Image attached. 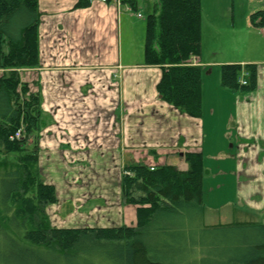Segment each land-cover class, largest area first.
I'll use <instances>...</instances> for the list:
<instances>
[{
	"label": "trees",
	"instance_id": "16d2710c",
	"mask_svg": "<svg viewBox=\"0 0 264 264\" xmlns=\"http://www.w3.org/2000/svg\"><path fill=\"white\" fill-rule=\"evenodd\" d=\"M91 0H78L75 8ZM264 25V10L251 15ZM39 0H0V257L16 264H264V223L237 221L205 225V155L188 150V166L124 165L123 202L136 207L135 224L56 227L45 206L57 201L56 188L38 170L41 96L21 80L19 69L40 63ZM145 64L159 66L161 99L202 118L203 65L201 0H158L146 18ZM249 75L240 83L242 69ZM222 86L251 91L258 67L221 65ZM25 127L21 138L16 131ZM34 134L33 145L27 146ZM10 155L12 157H10ZM48 253V254H47ZM51 255L52 261L47 259ZM97 255V259L94 257Z\"/></svg>",
	"mask_w": 264,
	"mask_h": 264
},
{
	"label": "crops",
	"instance_id": "0c3cea01",
	"mask_svg": "<svg viewBox=\"0 0 264 264\" xmlns=\"http://www.w3.org/2000/svg\"><path fill=\"white\" fill-rule=\"evenodd\" d=\"M77 1L39 0L40 64L38 67L19 70L21 80L28 83L32 92L40 94L42 115H48L47 118L52 119V122L50 121L51 123L43 129H51L42 140H46L44 146L50 149L51 145L48 142L55 140L53 137H56L60 129L67 135L64 140L71 138L69 142L80 134L82 137L81 132H84L86 125L90 126V130L93 127L91 137L93 136L92 140L95 142L97 126L102 125L98 129V135L103 137L101 134L108 131L111 141H113L112 136L116 138L118 135L115 142L117 145L115 147L97 145L96 141L95 146L89 145L87 149L85 148L88 157L95 155L96 148L101 146L102 149L116 152L121 148L125 152L128 149L142 152L139 157L146 159L145 162L138 160L139 162L134 163L149 165L153 164L151 163L153 157L149 155L152 150L158 157L156 160L160 161L171 158L170 154L177 149L182 150V146H190L188 149L185 148V151L197 150L204 153L203 118L189 116L163 102L156 90L162 73L161 68L145 64V51L143 62L137 61L134 57L142 58V49L137 47L134 51L129 47L131 39H138L144 49L146 26L144 18L154 12L158 0H121L120 5L91 0L89 6L75 8ZM207 3L205 9L202 5V43L206 41L208 45L214 47L213 56L216 58L200 62V65L207 67L209 73L213 71V66L217 65L220 71L221 65L228 63H239L242 66L255 64L258 67V84L254 90L231 91L224 88L221 83L219 88L232 93L238 110L237 115L231 118L229 128L223 131V138L239 143L237 154L239 159L236 160L237 156L233 158L236 169L240 172L239 178L241 179L242 176L245 178L240 182L249 181L253 183V187L264 190V41L261 44L259 42L257 55L252 54L251 51L254 43L257 47L254 37L259 36L264 40V33H261L259 27L251 20L253 13L264 10V0H207ZM129 5L132 8H129ZM139 13L142 16H139ZM250 44L251 48L247 50L250 54L244 57L241 48H247L246 45ZM225 46H230L229 53H224L220 48ZM133 52L136 55H133ZM201 55L197 57L200 61ZM251 55L255 56L251 58ZM2 71L0 70V73ZM242 71L247 70L243 68ZM205 74L204 72V79ZM101 76L110 80L116 78L118 82L114 89L116 96L114 100L117 101V105L110 113L109 120L106 119L108 125L106 120L97 121V89L98 92L101 90L97 87V78ZM91 100L93 104L89 105ZM141 100H144L143 103L137 106V102ZM122 105L128 109L126 117L120 116L125 109H121ZM86 108L95 112L93 121L86 122L84 118L76 120L78 112ZM149 113L153 114L150 116ZM42 118L46 119L44 115ZM72 118L73 120L70 121ZM62 119L65 120L62 122ZM61 122L64 127L59 126ZM73 125L77 128H70ZM103 126L108 127L107 130L103 129ZM231 127L235 128L233 132L229 130ZM122 133L124 137L119 139V134ZM167 140L174 141L172 144L174 150L164 143ZM101 141L106 140L104 138ZM139 142H142L144 148L138 145ZM69 144L71 143L62 145L67 148L73 147ZM85 149L70 152L80 156L86 152ZM66 150L62 149L61 152L66 153ZM184 153L181 152L180 156H184ZM224 154L226 157L231 156L226 152ZM139 157L134 156L135 159ZM259 157L263 159L261 162ZM254 159L257 161L256 165ZM249 160H252L253 166L248 163ZM168 163L181 169H186L188 166L185 159L183 162L172 160ZM154 164L163 163L154 162ZM247 214L251 215L254 212ZM129 216L133 221V215Z\"/></svg>",
	"mask_w": 264,
	"mask_h": 264
},
{
	"label": "rangeland",
	"instance_id": "374dc122",
	"mask_svg": "<svg viewBox=\"0 0 264 264\" xmlns=\"http://www.w3.org/2000/svg\"><path fill=\"white\" fill-rule=\"evenodd\" d=\"M201 2L205 9L208 5L207 0H201ZM146 18L147 15L144 20H146ZM145 36L146 26L144 33V43ZM254 39L257 47L254 43V47L251 51H253L252 54L257 55L256 52L259 51V46L264 40L259 38V36L257 38L254 37ZM125 42L128 43L127 39H125ZM130 43L131 45H129V47L133 48L134 51L137 47L142 49V58L134 57L137 61L142 63L144 56L143 52L145 51L141 45L142 42H139L138 39H131ZM246 47L247 48H241L242 54L245 55L244 57L249 56L250 52L247 50L248 48H251V44L246 45ZM126 48L127 45L125 43V49ZM213 48L214 47L208 45L206 41H203L200 62H205L209 61L211 58H216V56H213V53L215 52ZM220 48L224 53H229L231 50L230 46ZM133 55H136L135 52H133ZM254 56L255 55H251L250 57L253 58ZM203 67V70L206 73L205 79L203 75L205 96L203 103L204 111L202 116V123H205L204 131L202 130L205 136V175L203 181V200L205 207L204 224H224L246 220L264 223V190H260L259 188H256V186L253 187L252 182H240L245 178L244 176H242L241 179L239 178L240 172L237 171L235 160L233 158V156L236 157L238 154L239 143H234L232 140L227 141L223 138V131L229 128L231 118L235 117L238 113L235 101H233L232 93L219 88V83L222 85V79L221 69L219 71V67L217 65L213 66V71L210 73L206 69L207 67ZM3 72L4 70L0 73V76ZM248 75L249 73L246 71L243 72L241 76L246 77L245 79H247ZM115 79L116 78L110 80L105 76L97 78V87H100L99 89H101L99 92L97 89V121L104 122L106 119L109 120L111 116L110 113L114 111L115 106L117 105V101L114 100V97H116L114 94V89L117 87L118 82ZM143 101L144 100L138 101L137 106H141ZM162 101L165 102L164 100ZM88 104L92 105L93 101L91 100ZM149 105L152 106L151 104ZM124 108L125 106L122 105L121 109L123 110ZM127 110L128 109L125 108L121 112L120 116L126 117L125 114L127 113ZM58 111L62 112L61 110ZM79 114L82 115L79 116ZM94 114L95 112H93V109L86 108L85 110H80L78 112L76 115V120H82L84 118L86 122H88V120L92 122ZM152 114L153 113H149L150 116ZM43 115L46 117V119L42 118ZM43 115L41 116L40 124L42 127L38 132V170L42 180L45 183L54 185L56 188L57 201L54 203H49L45 206V211L51 224L56 227H106L120 226L122 224H135L136 207L133 205H126L123 202L121 177L124 165L139 162L138 160H141L140 162H145L144 160L146 159H141L142 157H139L141 156L142 152H137L131 149H128L125 152L122 148L118 149L116 152L115 150L102 149L103 147L101 146V148H96L97 152L95 155L88 157V152L86 149L89 147V145L92 147L95 146L96 141L97 145H107L109 147H115L117 145L115 142L118 135H116L117 137L115 136L116 138L112 136L113 141H111L108 131L101 134L107 142L101 141L104 138L98 135V129L102 125L97 126V139L95 142L92 140L93 136L91 137V135H93V127L90 130V126L86 125L84 132H81L82 137L80 134L78 137H75L76 139H73V141L70 142L69 140L71 138L64 140V137L67 135L60 129L56 133L57 138L53 137L55 140L48 142V144L51 145L50 149L46 148V146H44L46 145V140H42L45 138L46 134L51 132V129H43L47 124L52 122V119L47 118L48 115ZM64 120L62 119V122ZM72 120L73 118L70 119V121ZM60 121L61 120H59V123ZM139 121H141V118H139ZM62 122L59 124V126L64 127ZM108 123L109 122L107 121L106 125H108ZM70 128H77V126L74 127L73 125V127ZM107 128L108 127L103 126V129L107 130ZM231 128L229 130L233 132L235 128ZM23 133H25V127H23ZM123 137V133L119 134V139ZM78 138L80 139L78 140ZM89 138L90 140H88ZM33 139L34 134L29 136L27 143L29 148L33 145ZM83 139L84 141H82ZM66 143H71L73 147L70 146L67 148L66 146L62 145ZM77 143L82 145L80 146L81 148L79 145H77ZM164 143L169 146L168 148L175 149V147L172 146L174 143L173 140H167ZM138 145L142 146L143 144L142 142H139ZM142 147L144 148V146ZM146 147L147 146H145V148ZM189 147L182 146V150L177 149L176 152H172L170 154L172 155V159L165 158L161 159V161L158 159L156 160L158 157L154 155L156 153L151 149L152 151L149 152V155L153 157L151 158V163H153L152 165H155L154 162L168 163L172 160H175L176 162H183L184 156H180V153L188 151H185V148L188 149ZM134 148H136V146ZM62 149H67L66 153L61 152ZM78 149H85L84 151L86 152L82 153L80 156H75L74 153L70 152L71 150L77 151ZM224 152L231 156L226 157ZM4 155V153L0 152V159H2ZM135 155L139 157V159H135ZM12 156L10 155V157ZM237 159H239L238 156L236 160ZM262 160L263 159L259 157V162ZM248 163L253 166L252 160H249ZM245 164L246 162L243 163V165ZM256 164L257 161L254 159V165ZM242 168L244 167L242 166ZM250 185L252 187H250ZM252 212H254V214H247ZM130 214L133 215V221L129 216ZM11 257L12 255L8 256V260L10 261L9 263L0 257V264H16L15 260L12 262L13 258ZM47 257V259H49L48 261H52L51 255ZM94 258L97 259V255ZM60 264H63V262H60Z\"/></svg>",
	"mask_w": 264,
	"mask_h": 264
},
{
	"label": "built area",
	"instance_id": "2783aa9c",
	"mask_svg": "<svg viewBox=\"0 0 264 264\" xmlns=\"http://www.w3.org/2000/svg\"><path fill=\"white\" fill-rule=\"evenodd\" d=\"M102 3H117V4H122L121 0H100ZM129 8H131V6L129 5L128 6ZM139 16H141V13L138 14ZM261 31L264 32V25H262L260 27ZM192 63H197V60L195 58H192L190 60ZM240 82L242 84H246L247 83V80L244 78V77H241L240 78ZM23 125L16 131L15 135H14V138H21L22 135H23ZM153 168V167H152Z\"/></svg>",
	"mask_w": 264,
	"mask_h": 264
}]
</instances>
